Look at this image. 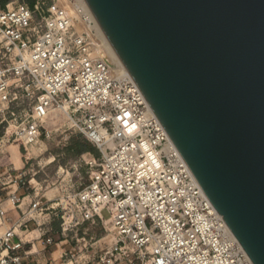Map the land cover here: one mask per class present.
<instances>
[{"label": "built area", "instance_id": "built-area-1", "mask_svg": "<svg viewBox=\"0 0 264 264\" xmlns=\"http://www.w3.org/2000/svg\"><path fill=\"white\" fill-rule=\"evenodd\" d=\"M45 2L36 9L27 3L0 8V128H6L0 168L9 146L21 142L28 149L57 111L101 154L85 162L91 179L76 195L77 212L66 201L56 208L35 201L25 209L19 186L10 194L14 209L0 207V226H8L0 238V264H24L19 234L38 230L47 237L59 210L64 233L107 213L117 237L89 262L72 254L74 264H254L131 74L95 56L91 33L77 29L93 25L86 1L63 0L65 6L49 15ZM15 165L10 162L7 171L16 172ZM10 184L0 180V190ZM45 243L55 244L52 238Z\"/></svg>", "mask_w": 264, "mask_h": 264}, {"label": "water", "instance_id": "water-1", "mask_svg": "<svg viewBox=\"0 0 264 264\" xmlns=\"http://www.w3.org/2000/svg\"><path fill=\"white\" fill-rule=\"evenodd\" d=\"M213 206L264 264V0H85Z\"/></svg>", "mask_w": 264, "mask_h": 264}, {"label": "rangeland", "instance_id": "rangeland-1", "mask_svg": "<svg viewBox=\"0 0 264 264\" xmlns=\"http://www.w3.org/2000/svg\"><path fill=\"white\" fill-rule=\"evenodd\" d=\"M38 1L0 0V8L8 9L19 3H27L31 8L36 9ZM64 6L63 0H46L43 7L49 15L48 10ZM39 19L40 16L37 13L35 20L39 21ZM90 36L92 40L97 39L92 33ZM102 57L106 56L103 54ZM25 106L27 109H31L32 102L28 101ZM5 129L0 128V136L4 135ZM9 147V155L4 157L3 168L1 167L4 171L0 174V180L11 182L10 187L15 186L4 191L0 190V197H4L5 209H14L15 204L12 198L7 195L19 186L17 195L22 200L25 198L23 201L25 209L35 201H41L45 208H56L58 204H63L66 201L70 204V209L78 211L76 195L90 183L91 179L90 170L85 162L91 156H100L101 152L84 135L72 127L62 112H54L50 118L44 120L42 137L35 143L34 150L31 147L27 149L21 142L12 143ZM15 158L19 162L16 167L17 171L5 170L10 162L15 163ZM11 215L16 217V211H12ZM63 215L62 210L57 211V217L49 226L51 232L45 237L54 240L55 244L50 246V249L55 253L59 264H74L71 261L72 254L81 257L84 262H89L93 259L95 252L105 251L116 244L117 237L107 213L104 220L85 223L67 233H64L62 228ZM7 229L8 226H0V238ZM32 229L35 227L32 226ZM30 233L27 236H30ZM39 236V232H35L34 237L38 238Z\"/></svg>", "mask_w": 264, "mask_h": 264}, {"label": "bare ground", "instance_id": "bare-ground-1", "mask_svg": "<svg viewBox=\"0 0 264 264\" xmlns=\"http://www.w3.org/2000/svg\"><path fill=\"white\" fill-rule=\"evenodd\" d=\"M86 4H87L86 9H85L86 15L88 16L89 21H91V23L93 25L90 29H88L87 26L84 25V23H80L77 26V29L80 32H83V31L91 32L93 34V36L97 37L96 40H94V39L92 40V45H93V50H94L95 56L102 57V55L104 54L106 57L110 58L113 68H115L116 70L124 71V72L128 71L126 66L122 63V61L119 59L118 55L114 51V49H113L110 41L108 40L107 36L104 34V32L100 28L99 24L97 23V21H96V19H95V17H94V15H93V13H92L87 2H86ZM34 145H35V143L30 145L29 147H31V149L34 150L35 149ZM15 164H16V166H18L19 162L17 160H15ZM22 236L25 240H27V235L22 234Z\"/></svg>", "mask_w": 264, "mask_h": 264}, {"label": "crops", "instance_id": "crops-1", "mask_svg": "<svg viewBox=\"0 0 264 264\" xmlns=\"http://www.w3.org/2000/svg\"><path fill=\"white\" fill-rule=\"evenodd\" d=\"M9 148H8V151H9ZM3 171L4 170L0 168V174L3 173ZM14 186L10 187L9 185V187H7L6 190L11 189ZM15 191L16 190L10 192L7 196H10V194ZM3 199L4 197H0V207L4 206ZM35 232H39V231L34 230L33 233H30V236H27V240H24L25 246L23 250L20 252L21 254H24V253L27 254V257H25L24 259V264H59V262L55 258V253L51 252L50 247L47 246L45 243L47 238L45 239L44 237L42 238L40 232H39L40 236L38 238L34 237ZM19 235L22 236V234H19ZM14 241L18 242L19 240L18 238H15Z\"/></svg>", "mask_w": 264, "mask_h": 264}, {"label": "trees", "instance_id": "trees-1", "mask_svg": "<svg viewBox=\"0 0 264 264\" xmlns=\"http://www.w3.org/2000/svg\"><path fill=\"white\" fill-rule=\"evenodd\" d=\"M14 160H17L16 158Z\"/></svg>", "mask_w": 264, "mask_h": 264}]
</instances>
